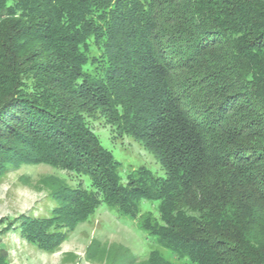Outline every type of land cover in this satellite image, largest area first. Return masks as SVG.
Returning <instances> with one entry per match:
<instances>
[{
    "label": "trees",
    "instance_id": "16d2710c",
    "mask_svg": "<svg viewBox=\"0 0 264 264\" xmlns=\"http://www.w3.org/2000/svg\"><path fill=\"white\" fill-rule=\"evenodd\" d=\"M93 117L167 177L143 167L123 183ZM40 163L94 185H55L51 217L10 224L42 249L104 201L177 259L141 264H264V0H0V179Z\"/></svg>",
    "mask_w": 264,
    "mask_h": 264
},
{
    "label": "rangeland",
    "instance_id": "374dc122",
    "mask_svg": "<svg viewBox=\"0 0 264 264\" xmlns=\"http://www.w3.org/2000/svg\"><path fill=\"white\" fill-rule=\"evenodd\" d=\"M89 122L103 146L120 163L118 172L123 183H127L132 172L143 167L153 176L167 177L160 159L143 142L130 135H119L115 126L103 117H93ZM60 183L71 187L83 183L94 190L89 175L45 163L22 164L0 179V246L9 264H109L125 256H134L141 264L153 250H160L166 258L177 262L158 236L140 226L139 216L123 214L104 201L87 220L73 229H63L69 232L67 240L52 250L30 243L18 229L10 227L11 223L17 226L23 216L51 217L58 205L52 187ZM159 204L158 199H141L140 215L150 212L160 221Z\"/></svg>",
    "mask_w": 264,
    "mask_h": 264
}]
</instances>
